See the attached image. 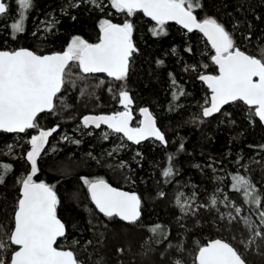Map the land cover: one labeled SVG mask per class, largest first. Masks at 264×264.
<instances>
[{"label":"trees","instance_id":"trees-1","mask_svg":"<svg viewBox=\"0 0 264 264\" xmlns=\"http://www.w3.org/2000/svg\"><path fill=\"white\" fill-rule=\"evenodd\" d=\"M102 1L114 14H124L111 7V0ZM199 2L201 7L194 9L198 19H216L241 51L255 56L264 48V0ZM8 8V13L0 16V50L28 48L38 54L64 51L77 36L89 43L95 42L100 22L108 9L84 0H73L72 5H68L67 0H33L32 7L26 12L25 31L15 34L13 39L12 5L8 4ZM50 16H53L52 23L38 32L35 24L40 20L47 21ZM110 19L116 24L125 21L133 24L132 40L137 50L130 58L126 79L115 81L103 75H88L78 79L75 86L66 83L58 94L55 110L37 118L39 125L50 129L56 127L57 133L65 131L73 136L63 142L49 143L37 162L38 171L34 177L35 181L53 186L60 201L57 216L65 224L66 234L57 246L64 245L62 248L72 250L81 264H96L101 257L103 264H167L174 256L188 260L197 253L198 247L213 239L232 245V233L227 223L216 218L214 209L208 207L210 194L219 187L250 213L264 233V217L260 215L264 212V128L251 110L239 101L227 105L215 117L205 119L202 116L209 92L199 77L217 72L211 59L213 50L206 40L197 32L188 33L174 24L164 26L166 35L154 36L156 24L140 12L131 17L111 16ZM73 74L83 77L79 72ZM122 87L135 109L145 107L154 115L167 143L146 141L133 145L124 141L126 149L120 153L110 152L118 158L117 168L112 172L113 169H107L103 162L109 158L107 152L111 141L77 136L73 130H83L80 120L86 114L114 111ZM82 90H85L83 94ZM181 91L183 95H180ZM174 92L178 99H173ZM32 130L17 137H27ZM86 130L96 132L99 129ZM12 137L0 132V164L12 166V171L0 184L3 231L14 227L20 187L17 179L30 170L23 153L15 157L3 155V149ZM169 157H172L171 161ZM65 160L84 163L86 169L77 164L78 168L68 174L53 170L54 163ZM168 167H172L173 174L164 177L162 173ZM80 176L101 177L116 187L135 191L142 203L140 219L135 224H125L117 218L102 216L80 187ZM234 176H243L250 182L255 195L260 197L259 205L246 199L243 191L237 192L233 188ZM181 188L196 192L205 206L198 210L196 217L181 221L186 227L176 222L174 213L177 211L172 203L175 192ZM157 225L160 228L151 232L150 229ZM119 232L128 236L121 238ZM174 241L182 242V253L166 251L167 245ZM15 249L9 245L6 251L0 252L5 264ZM163 252H166L164 257L161 256ZM254 264H264V259Z\"/></svg>","mask_w":264,"mask_h":264},{"label":"snow or ice","instance_id":"snow-or-ice-1","mask_svg":"<svg viewBox=\"0 0 264 264\" xmlns=\"http://www.w3.org/2000/svg\"><path fill=\"white\" fill-rule=\"evenodd\" d=\"M16 2L20 19L11 25L13 39L15 34L25 31V13L32 7L33 0ZM88 3L100 7L97 0H88ZM111 7L129 17L138 12L149 17L157 26L153 29L154 36L166 35L164 26L169 21H175L188 33H202L215 52L211 59L219 71L218 75L199 77L211 91L210 99L206 101L210 106L203 107V117H210L219 113L224 105L240 101L254 117L264 122V48L255 56L241 51L235 46L230 33L216 19L205 17L200 20L194 15V9L201 7L199 0H111ZM8 11V5L0 2V16ZM99 30L98 43H89L77 36L61 53L38 55L23 48L0 51V132L24 133L37 129L38 116L55 110L58 94L66 83L75 86L78 79L95 73H105L115 81L126 79L130 58L137 50L132 40L133 24L129 21L115 24L102 20ZM73 68L78 69L83 77H74ZM180 95H183L182 91ZM173 99H178L175 92ZM119 102L125 109L123 112L109 116H85L83 126L95 125L99 128L105 124L112 132L122 133L136 144L149 138L167 143L147 108L141 109L144 117L141 126L130 127L132 100L123 87L119 91ZM55 131L56 128L40 130L38 135L31 136L27 141L31 146L27 152L31 167L30 173L19 181L21 192L13 217L14 227L10 231H3L4 226L0 225V252L6 251L9 245L18 247L10 256V264H81L72 250L57 246L58 240L65 236L66 229L57 216L60 201L54 187L33 179L38 171L37 159ZM180 148L183 149V144ZM171 159L169 157V161ZM11 171V165L0 164V184L4 183L5 175ZM162 174L164 177L172 176V167ZM81 180L92 204L104 217L119 218L130 224L140 219L141 200L135 193L118 190L104 179L81 177ZM233 188L237 192L243 191L245 198L252 203L260 204V197L255 195V189L243 176L233 177ZM182 195H177L176 203L187 214L191 204L188 200L182 201ZM215 205L216 199L213 197L211 206ZM236 211L239 214L240 209ZM260 215L264 217V212ZM159 228L157 225L150 231L155 233ZM255 235L261 236V233L256 232ZM118 251L122 252V249ZM0 264H5L3 257H0ZM96 264H103V258H99ZM176 264H180V261H176ZM194 264H246V261L228 242L216 239L198 247Z\"/></svg>","mask_w":264,"mask_h":264},{"label":"rangeland","instance_id":"rangeland-1","mask_svg":"<svg viewBox=\"0 0 264 264\" xmlns=\"http://www.w3.org/2000/svg\"><path fill=\"white\" fill-rule=\"evenodd\" d=\"M4 2L7 5L8 4L12 5V8H13V14H12V19H11V25H12V23H14L20 19L18 4H17L16 0H4ZM84 2L87 3L88 0H84ZM97 2L100 5V7H98V8H101V9L108 8L107 13L105 14V16H103V20H109L110 22H112L110 19L111 16H114L116 18L117 17L125 18L127 16L126 13L122 14L121 16L119 14H114L109 9L110 6H107V4H104L102 0H97ZM67 4L72 5L73 0H67ZM75 5H77V4H75ZM91 5H93V4H91ZM25 16H26V13H25ZM52 17L53 16H50L47 21L40 20L39 22H37L35 24V26H36L35 29L38 32L39 31L42 32L43 30H45L46 25L52 23ZM41 36H42V34H41ZM66 48L67 47H65V50H66ZM8 50H12V49L10 48ZM77 70L78 69L73 68V73H78V72H74ZM118 97H119V95H118ZM118 104H119L120 111L125 110L123 108V106L120 104L119 98H118ZM205 104H206V106L208 105L206 102H205ZM130 108L132 109L133 113H136V115L138 114V109H135L133 107V103L130 105ZM140 119H141L140 116L137 115L136 119L132 123V126H134V127L139 126ZM80 125L83 128V130L82 129L81 130H79V129L73 130L74 134H76L77 136H80V135L81 136H92V137L94 136L95 139H97L101 142L106 141L107 139H109L111 141L112 144L109 147V150L107 152V157H109V158L107 159V161H103V162H104V165L106 166V168L109 170L113 169L112 170V172H113L114 169L117 168V166L115 164L118 161V158L116 157V155L115 156L110 155V152L114 151V152L120 153L122 150L126 149V145L124 142L126 140L121 135L115 134V133L111 132L110 130L103 128V127L98 128L99 130L95 129V130H98L95 132L93 130H86V128L82 125L81 120H80ZM84 129L86 132L84 131ZM40 130H50V128H46V127L39 125V127L37 129H33L32 133L30 135H28L27 137L18 138L17 136H19V135H13L11 141L9 143H7L3 149V152H2L3 155L9 156V157H15L18 154L23 153V156L27 160V152L31 150V146L27 141L30 140L31 136L38 135ZM56 130H57V128H56ZM52 137H54L53 141L51 140ZM71 138H73V136H71L69 133H66L65 131L61 132V133H57V131L53 132V134L48 138V143L45 145L44 151L41 153L40 157H38L37 162L44 155L46 148L50 145L49 143L54 144L56 141L63 142L66 139L69 140ZM92 160H94V159H92ZM94 161L96 164L98 163L96 160H94ZM77 164L78 163L75 164V162H70V161L67 162V160H65L63 162L54 163L52 167H54L53 170H55L59 173L68 174V173L72 172L73 169L78 168ZM78 165L81 166V169H83V170L86 169V166L84 165V163H80ZM120 165H123V163H121ZM120 165H118V167H120ZM29 173H30V170H29ZM29 173H27V174H29ZM27 174H21L20 175V177L17 179L18 186L20 185L19 181L24 176H26ZM81 177H85V176H80V178H79L80 187L81 188L83 187L84 190L87 192L86 187L82 183ZM87 178L93 179L90 177H87ZM96 179H104V178L97 177ZM181 193L183 195L180 197V199L182 201L188 200L189 203L191 204V207L187 209V214L182 212L176 203L177 195L181 194ZM75 196H76V194H75ZM75 196H74V198H75ZM213 197L216 199V205L214 207L211 206V200ZM209 201L210 202H209L208 207H211L214 209V212H215L214 215L216 216V218L221 219L225 223H227V225H228V227L232 233L231 234L232 246L241 254L242 258H244V260L245 259L248 260V262L252 261L254 263L258 260L264 259V233H263L261 227L257 223H255V221L251 218L250 213H248L247 210L243 209L242 206L239 204V202L236 199H234L233 197L228 195L226 192H224L221 187L217 188L216 191H214L212 194H210ZM172 203H173L174 208L177 211V213H174L175 217H176L175 219H177L176 222H179L180 225L183 227H186V226L183 223H181L182 220L185 221V218H192V217L194 218V217H196L197 212L200 208L205 209V206L201 203L199 197L197 196V193L192 191V190L186 189V188H183V189L181 188L175 192ZM237 208L240 209L239 214L236 211ZM256 232H260L261 236H256L255 235ZM120 235H121V238L128 236V234L125 232H121ZM129 235H131V234H129ZM62 247H64V245L61 246V249H64ZM165 249H166V251L175 250L176 252H178V254H180L183 251L182 250L183 244L180 241H178L177 243H175V241H174L172 243H169ZM165 255H166V252H163L161 254L162 257H164ZM195 255H196V252H194L191 255V258H189L186 261L181 256H174L172 260L171 259L169 261L167 260L166 263L167 264H176V261H180V264H194Z\"/></svg>","mask_w":264,"mask_h":264},{"label":"water","instance_id":"water-1","mask_svg":"<svg viewBox=\"0 0 264 264\" xmlns=\"http://www.w3.org/2000/svg\"><path fill=\"white\" fill-rule=\"evenodd\" d=\"M0 2H4V0H0ZM5 3V2H4ZM195 15V14H194ZM149 18V17H148ZM150 19V18H149ZM151 20V19H150ZM154 22V21H153ZM155 23V22H154ZM116 24V23H115ZM167 24H174V25H176L177 27H179V28H181L182 30H185V31H187L186 29H184V28H182L179 24H177V23H175V21H169ZM195 32H197L199 35H201L202 37H203V35H202V33H199L198 31H195ZM99 36H100V31H99V35H98V38H97V40L95 41V42H93V44H95V43H98L99 42ZM205 40H206V38L205 37H203ZM206 42H207V40H206ZM134 43V42H133ZM208 43V42H207ZM208 45L210 46V48L212 49V47H211V45L208 43ZM19 49H21V48H17V49H15V50H13V51H16V50H19ZM23 49H27V50H30V49H28V48H23ZM213 50V49H212ZM0 51H10V50H0ZM30 51H32V50H30ZM65 51V50H64ZM61 52H63V51H56V52H51V53H45V54H38V55H51V54H55V53H61ZM213 52H214V50H213ZM35 53V52H34ZM37 54V53H36ZM247 54V53H246ZM213 55H215V52H214V54ZM214 67L216 68V74H211V73H207V74H203V75H218L219 74V71H218V67L214 64ZM90 75H103V76H106L107 78H109L105 73H95V74H90ZM199 80H200V82H202L203 83V85L205 86V88L208 90V92H209V95H208V99H210V96H211V91H210V89L208 88V86H207V84L206 83H204V81H202L200 78H199ZM240 102V101H239ZM241 103H243V102H241ZM230 104H232V103H230ZM230 104H227V105H230ZM244 104V103H243ZM227 105H224L222 108H221V111L227 106ZM207 106H210L209 104L207 105ZM207 106H205V107H207ZM246 106V105H245ZM145 108V107H144ZM144 108H141V109H144ZM141 109H139V115H140V117H141V119H140V124H139V126H137V127H140L141 126V121L144 119V117L141 115ZM148 109V108H147ZM148 111H149V109H148ZM220 111V112H221ZM219 112V113H220ZM45 113H47V112H45ZM149 113L152 115V117H153V119L155 120V117H154V115L149 111ZM219 113H214L212 116H210V117H204L205 119H209V118H212V117H215V116H217ZM132 114V113H131ZM109 115H113L112 113L111 114H106V113H100V114H86V115H84L83 117H85V116H109ZM203 116V115H202ZM83 117H82V119H81V123H82V120H83ZM256 119L259 121V119L256 117ZM132 120H133V115H132ZM132 120L130 121V127H132V128H136V127H133L132 125H131V122H132ZM156 122V121H155ZM259 123L261 124V126L264 128V122H260L259 121ZM83 125V124H82ZM157 126V125H156ZM100 127H103V128H106V129H108V130H110L111 132H112V130L111 129H109L108 127H107V125H105V124H101V126ZM99 127V128H100ZM85 128H93V129H98L97 127H95V125H89L88 127H85ZM158 128V127H157ZM159 129V128H158ZM29 130H31V129H29ZM29 130H27V131H29ZM160 130V129H159ZM1 133H3V132H1ZM25 133V132H24ZM24 133H6V134H9V135H21V134H24ZM114 133V132H113ZM115 134H119V135H121L127 142H129V143H131V144H133V145H138V144H136V143H134L133 141H129L126 137H124L123 136V134L122 133H115ZM146 141H156V142H158V143H160V144H162L160 141H157V140H155L154 138H149V139H147V140H143V141H141L139 144H142V143H144V142H146ZM163 145V144H162ZM108 184H110L112 187H114V188H117L118 190H121V191H126V192H130V193H135L136 195H138L136 192H134V191H129V190H126V189H123V188H119V187H116V186H114V185H112L109 181H107V180H105ZM36 182H41V181H36ZM44 183V182H43ZM20 192H21V185H20V187H19V199H20ZM87 195H88V198H89V200H90V196H89V194H88V192H87ZM139 196V195H138ZM140 198V197H139ZM18 199V200H19ZM141 200V199H140ZM90 203L92 204V202H91V200H90ZM142 204V203H141ZM92 206L95 208V205L94 204H92ZM96 209V208H95ZM96 211L97 212H99L97 209H96ZM140 213H141V207H140ZM102 216H103V214L102 213H100ZM141 216V215H140ZM59 218V217H58ZM60 219V218H59ZM117 219H119V218H117ZM61 220V219H60ZM120 220V219H119ZM62 221V220H61ZM121 221V220H120ZM121 222H123V223H125V224H130V223H127V222H125V221H121ZM62 223H63V221H62ZM65 229H66V227H65ZM63 238V237H62ZM62 238H60V239H62ZM59 239V240H60ZM58 240V241H59ZM213 240H216V239H213ZM213 240H210V241H208L204 246H206L208 243H210V242H212ZM221 240V239H220ZM223 241V240H222ZM226 242V241H225ZM13 246H15V245H13ZM15 250H18V247L17 246H15ZM63 250H69V249H63ZM7 264H10V260H9V262L7 263ZM247 264V263H246Z\"/></svg>","mask_w":264,"mask_h":264},{"label":"flooded vegetation","instance_id":"flooded-vegetation-1","mask_svg":"<svg viewBox=\"0 0 264 264\" xmlns=\"http://www.w3.org/2000/svg\"><path fill=\"white\" fill-rule=\"evenodd\" d=\"M130 110H131V113H132V115H133V120H132V122H131V125H132V123L134 122V120L136 119V117H137V115H139V110H138V114L136 115V113H133V111H132V109L130 108ZM124 110H121L120 111V109H119V104L117 105V107H116V109H114V111H112L111 113L112 114H115V113H117V112H123ZM111 113H106V114H111ZM100 114V113H99ZM140 116V115H139ZM141 118V117H140ZM134 127V126H133ZM105 180V179H104Z\"/></svg>","mask_w":264,"mask_h":264},{"label":"bare ground","instance_id":"bare-ground-1","mask_svg":"<svg viewBox=\"0 0 264 264\" xmlns=\"http://www.w3.org/2000/svg\"><path fill=\"white\" fill-rule=\"evenodd\" d=\"M10 51H13V50H10ZM34 52V51H33ZM36 53V52H35ZM51 53V52H50ZM38 54V53H37ZM45 54V53H44ZM144 108V107H143ZM129 191H131V190H129ZM135 192V191H134ZM224 241V240H223ZM231 245V244H230Z\"/></svg>","mask_w":264,"mask_h":264}]
</instances>
